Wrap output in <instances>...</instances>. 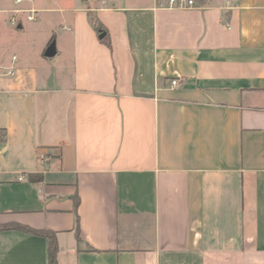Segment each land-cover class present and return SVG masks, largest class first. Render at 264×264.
<instances>
[{
    "label": "crops",
    "instance_id": "1",
    "mask_svg": "<svg viewBox=\"0 0 264 264\" xmlns=\"http://www.w3.org/2000/svg\"><path fill=\"white\" fill-rule=\"evenodd\" d=\"M48 1L0 0V264H48L15 226L56 264H264V0ZM31 8L53 62L12 48Z\"/></svg>",
    "mask_w": 264,
    "mask_h": 264
},
{
    "label": "rangeland",
    "instance_id": "2",
    "mask_svg": "<svg viewBox=\"0 0 264 264\" xmlns=\"http://www.w3.org/2000/svg\"><path fill=\"white\" fill-rule=\"evenodd\" d=\"M39 3L46 4L48 6L51 5L48 0H37ZM87 2V0H80V2ZM97 1V0H93ZM60 3L66 5L71 0H59ZM1 3L5 6L8 7H15L19 6L21 4H14V0H1ZM22 15V20H21V28H16L13 29L11 33V38L14 40V43L12 45V48L16 47H21L27 53L29 54V61L31 62H36V60H44L46 62H53L54 60L60 58L59 56H52V57H45L42 54L38 55V47L44 37V32L47 31V24H41L40 20H34V21H29L26 19V14L27 13H21ZM38 16V13H37ZM62 24L61 22H56L52 24V31L54 33H60L62 31L61 28Z\"/></svg>",
    "mask_w": 264,
    "mask_h": 264
},
{
    "label": "built area",
    "instance_id": "3",
    "mask_svg": "<svg viewBox=\"0 0 264 264\" xmlns=\"http://www.w3.org/2000/svg\"><path fill=\"white\" fill-rule=\"evenodd\" d=\"M25 0H14V4H20L21 2H23ZM195 5V1L194 0H167V6L168 7H179V8H189V7H193ZM19 12H25L26 14V19L31 21L35 19V12L36 10L34 9H26V10H22V9H15L14 13L12 14L11 18H10V23L14 26H17L19 24V20L17 18V13ZM171 86H178L179 85V79L178 78H174L170 81ZM18 179L22 180L23 176L20 175L18 176Z\"/></svg>",
    "mask_w": 264,
    "mask_h": 264
},
{
    "label": "trees",
    "instance_id": "4",
    "mask_svg": "<svg viewBox=\"0 0 264 264\" xmlns=\"http://www.w3.org/2000/svg\"><path fill=\"white\" fill-rule=\"evenodd\" d=\"M15 227L22 228V229H25L28 231H32L36 234L46 236L48 238V248H47L48 264H56L57 244H56L55 236L52 232H50L48 230L29 229V228L24 227V226H15Z\"/></svg>",
    "mask_w": 264,
    "mask_h": 264
},
{
    "label": "water",
    "instance_id": "5",
    "mask_svg": "<svg viewBox=\"0 0 264 264\" xmlns=\"http://www.w3.org/2000/svg\"><path fill=\"white\" fill-rule=\"evenodd\" d=\"M104 35H105V33L100 31L99 38H103ZM43 54H44L45 57H52V56H54L56 54V46H55V42L54 41L50 42L46 46Z\"/></svg>",
    "mask_w": 264,
    "mask_h": 264
}]
</instances>
